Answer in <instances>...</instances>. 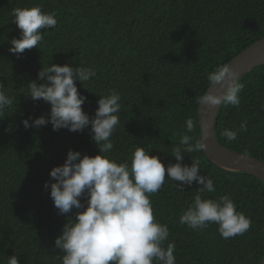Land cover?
I'll use <instances>...</instances> for the list:
<instances>
[{"label":"trees","instance_id":"1","mask_svg":"<svg viewBox=\"0 0 264 264\" xmlns=\"http://www.w3.org/2000/svg\"><path fill=\"white\" fill-rule=\"evenodd\" d=\"M41 6L55 12L57 26L44 30V41L19 57L9 53L20 30L12 21L14 8ZM43 34V30H41ZM264 38V0H0V84L16 104L0 116V264L16 255L19 264H62L54 240L76 209L58 215L45 189L49 172L61 166L69 150L93 157L99 154L90 125L81 132L53 131L22 125V120L47 118L50 106L28 98L27 85L37 84L42 67L56 64L94 68L97 75L76 84L87 97L82 110L91 118L100 95H121L120 122L107 154L117 162L130 160L137 147L157 156L167 167L193 119V142L200 138L197 98L209 89L207 76ZM240 82L241 104L222 105L215 120L220 146L248 153L264 163V65ZM247 119L248 129L228 142L221 133ZM31 123V120H30ZM200 161V173L214 181L216 191L203 198L229 195L236 209L251 219L243 235L223 239L215 224L203 231L179 223L200 185L184 192L165 179L150 197L156 221L167 224L176 247V264H260L264 258V183L245 173L224 172L203 152L185 153L181 165ZM82 202H84L82 198ZM83 211V210H81Z\"/></svg>","mask_w":264,"mask_h":264},{"label":"clouds","instance_id":"2","mask_svg":"<svg viewBox=\"0 0 264 264\" xmlns=\"http://www.w3.org/2000/svg\"><path fill=\"white\" fill-rule=\"evenodd\" d=\"M12 20L20 30L19 39L9 41V53L23 54L37 48L44 41V30L57 26L56 13H46L41 6L14 8ZM43 30V34H41ZM94 68L67 64L42 67L37 79L27 85L28 98L42 100L50 106L48 117L22 120L23 127L40 128L51 124L53 131L67 129L81 132L90 125L91 140L99 154L93 157L69 150L61 166L49 172L50 180L45 189H50V198L58 215L76 209L75 220L70 218L54 240L55 248L63 253L62 264H176L175 244L168 242L170 232L167 224L156 221L150 197L156 194L165 179L174 182L179 192L193 182L200 185L191 204L179 217V223L193 230L203 231L210 224L217 226L221 238L229 239L243 235L251 227V219L237 211L229 195L218 199H205L204 193L216 191L213 179L201 175L200 161L193 159L191 166H182L183 154L202 152L206 149L205 137L196 138L192 133L196 124L193 119L185 121L186 133L180 136L179 145L172 149L171 156L177 163L167 167L157 156H150L142 147H137L130 160L117 162L107 154L113 150L111 137L119 125L121 95L110 90L100 95L93 117L82 110L87 97L81 95L74 82H89L96 77ZM209 89L218 85L216 94L207 91L197 98V103L209 108L229 105L239 108L240 93L244 84L239 74L229 64L218 65L207 76ZM208 89V90H209ZM16 97L9 96L0 84V116L14 107ZM264 110V105L261 106ZM31 120V123H30ZM248 129L247 119L239 127L224 129L221 135L228 141H236L238 135ZM248 153L240 157L244 159ZM82 198L84 202H82ZM83 210V211H81ZM7 264H19L18 257L6 258Z\"/></svg>","mask_w":264,"mask_h":264},{"label":"water","instance_id":"3","mask_svg":"<svg viewBox=\"0 0 264 264\" xmlns=\"http://www.w3.org/2000/svg\"><path fill=\"white\" fill-rule=\"evenodd\" d=\"M230 68L239 74V80L251 70L264 65V38L239 54L229 63ZM219 86L214 85L209 90L216 94ZM206 91V92H207ZM220 107L209 108L207 105H200L197 111V120L200 131V138L205 137L206 149L203 152L205 157L218 169L228 173H245L255 177L264 183V163L252 158L241 159L242 154L232 152L222 146L216 140L215 120ZM260 264H264V258Z\"/></svg>","mask_w":264,"mask_h":264}]
</instances>
